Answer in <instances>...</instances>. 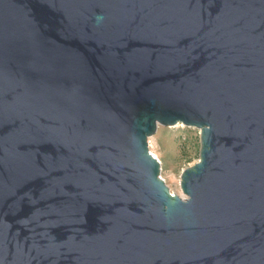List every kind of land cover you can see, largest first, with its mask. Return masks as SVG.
Masks as SVG:
<instances>
[{
	"label": "water",
	"instance_id": "water-1",
	"mask_svg": "<svg viewBox=\"0 0 264 264\" xmlns=\"http://www.w3.org/2000/svg\"><path fill=\"white\" fill-rule=\"evenodd\" d=\"M0 264H264V0H0Z\"/></svg>",
	"mask_w": 264,
	"mask_h": 264
},
{
	"label": "rangeland",
	"instance_id": "rangeland-1",
	"mask_svg": "<svg viewBox=\"0 0 264 264\" xmlns=\"http://www.w3.org/2000/svg\"><path fill=\"white\" fill-rule=\"evenodd\" d=\"M199 133V130L184 125L159 126L156 133L148 140L150 152L152 150L160 162V176L171 193L183 198L180 176L184 169L194 165L199 159Z\"/></svg>",
	"mask_w": 264,
	"mask_h": 264
},
{
	"label": "bare ground",
	"instance_id": "bare-ground-1",
	"mask_svg": "<svg viewBox=\"0 0 264 264\" xmlns=\"http://www.w3.org/2000/svg\"><path fill=\"white\" fill-rule=\"evenodd\" d=\"M179 126H182V124H178V125H176L175 127H179ZM150 143H151V141H150ZM149 143V144H150ZM151 153L155 156V157H157L155 154H154V152L151 150ZM158 158V157H157Z\"/></svg>",
	"mask_w": 264,
	"mask_h": 264
},
{
	"label": "built area",
	"instance_id": "built-area-1",
	"mask_svg": "<svg viewBox=\"0 0 264 264\" xmlns=\"http://www.w3.org/2000/svg\"><path fill=\"white\" fill-rule=\"evenodd\" d=\"M162 178V177H161ZM163 179V178H162Z\"/></svg>",
	"mask_w": 264,
	"mask_h": 264
}]
</instances>
